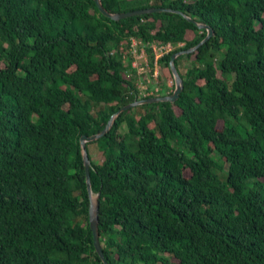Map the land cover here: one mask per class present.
I'll return each instance as SVG.
<instances>
[{
    "label": "trees",
    "instance_id": "16d2710c",
    "mask_svg": "<svg viewBox=\"0 0 264 264\" xmlns=\"http://www.w3.org/2000/svg\"><path fill=\"white\" fill-rule=\"evenodd\" d=\"M102 2L173 11L0 0V264H264V0ZM200 24L214 34L176 58L179 98L122 111L86 143L103 260L80 140L137 100L111 52L131 36L183 42L159 61L167 86Z\"/></svg>",
    "mask_w": 264,
    "mask_h": 264
},
{
    "label": "built area",
    "instance_id": "2783aa9c",
    "mask_svg": "<svg viewBox=\"0 0 264 264\" xmlns=\"http://www.w3.org/2000/svg\"><path fill=\"white\" fill-rule=\"evenodd\" d=\"M131 41H122L111 53H119L126 66L129 63L132 68L125 70L128 77H135V88L137 99L163 96L172 94L175 90V78L169 79L167 86L163 89L161 84V69L159 61L162 56L184 45L183 42H146L141 38L131 36ZM129 44V45H127Z\"/></svg>",
    "mask_w": 264,
    "mask_h": 264
},
{
    "label": "water",
    "instance_id": "95a60500",
    "mask_svg": "<svg viewBox=\"0 0 264 264\" xmlns=\"http://www.w3.org/2000/svg\"><path fill=\"white\" fill-rule=\"evenodd\" d=\"M100 11L105 14L106 16L112 18V19H122V18H126V17H130V16H134V15H139V14H143V13H150V12H156V11H173V9L168 8V7H149V8H139V9H134V10H129V11H121V12H110L108 11L104 5L102 0H95ZM193 20V19H191ZM194 21V20H193ZM201 27L207 28L208 30V34L206 35V37L199 42L195 47L189 48V49H185V50H180L178 52H174L171 55V69L175 78V90L172 94L169 95H163V96H155V97H149V98H143V99H137L133 102H130L124 106H122L117 112L116 114H114L112 116V118L109 120L107 126L103 129V131H101L100 133H95L92 135H82L81 136V144L83 147V153H84V163H85V169H86V177H87V186H88V191L90 194V198H91V204H90V227L92 229L93 232V237H94V245L96 247L97 252L99 253L100 257L105 260V255H104V251L102 248V244L100 241V232H99V209H100V200H99V196H94L93 191H92V186H91V176H90V157L88 154V151L86 149V143L92 140H96L99 137H101L102 135H104L113 125V121L115 119V117L121 113L122 111H125L129 108L141 105V104H147V103H157V102H163V101H171L174 102L176 101L181 92L183 91L184 88V81L182 76L180 75L177 66L175 65V60L178 56L183 55V54H187L190 52H193L196 48H198L200 45H202L204 42H206L210 37L213 36L214 31L212 28H210L209 26L205 25V24H200Z\"/></svg>",
    "mask_w": 264,
    "mask_h": 264
},
{
    "label": "rangeland",
    "instance_id": "374dc122",
    "mask_svg": "<svg viewBox=\"0 0 264 264\" xmlns=\"http://www.w3.org/2000/svg\"><path fill=\"white\" fill-rule=\"evenodd\" d=\"M188 38H193L194 37V33L192 31L188 32L187 34ZM192 65V59H188L187 57L186 58H183L180 60V69L182 71V73L184 74L186 72V70L189 68V66ZM172 79V78H170ZM160 86L163 87L165 86V84H163L161 82ZM94 149V148H93Z\"/></svg>",
    "mask_w": 264,
    "mask_h": 264
}]
</instances>
